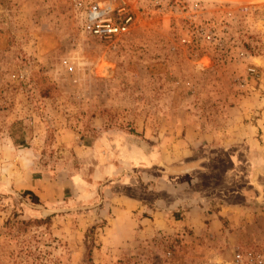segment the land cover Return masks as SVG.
<instances>
[{
  "label": "rangeland",
  "instance_id": "1",
  "mask_svg": "<svg viewBox=\"0 0 264 264\" xmlns=\"http://www.w3.org/2000/svg\"><path fill=\"white\" fill-rule=\"evenodd\" d=\"M94 1L0 0V264H264V214L223 220L229 233L131 236L99 215L100 191L45 201L16 181L78 175L87 188L105 167L99 136L142 142L264 106V0H111L133 24L110 39L83 30ZM235 155L199 149L192 189L264 209V186Z\"/></svg>",
  "mask_w": 264,
  "mask_h": 264
},
{
  "label": "crops",
  "instance_id": "2",
  "mask_svg": "<svg viewBox=\"0 0 264 264\" xmlns=\"http://www.w3.org/2000/svg\"><path fill=\"white\" fill-rule=\"evenodd\" d=\"M250 111H230L222 126L208 128L178 121L156 135L147 131L142 142L113 133L105 143L99 136L93 149L95 154L100 153L99 165L105 167L93 173L87 188L78 175L58 184L50 183L49 187L27 172L16 181L26 183L27 192L45 201L73 197L88 188L100 191L103 204L98 208L99 215L108 216L117 228L125 226L126 235L153 236L158 231L181 227L196 234L229 233L233 227L223 226V220L260 217L264 209L235 204L228 197L223 198L222 204L206 200L192 189L193 168L199 149L235 150L236 159L248 166L250 183L258 188L264 186V106L260 105L254 113ZM25 162L29 160L22 159L20 164ZM177 213L180 218L175 216Z\"/></svg>",
  "mask_w": 264,
  "mask_h": 264
},
{
  "label": "built area",
  "instance_id": "3",
  "mask_svg": "<svg viewBox=\"0 0 264 264\" xmlns=\"http://www.w3.org/2000/svg\"><path fill=\"white\" fill-rule=\"evenodd\" d=\"M111 0L92 2L83 16V30L92 37L110 39L124 35L133 24V17ZM251 72L254 69L250 70ZM240 254L238 257L240 258Z\"/></svg>",
  "mask_w": 264,
  "mask_h": 264
}]
</instances>
